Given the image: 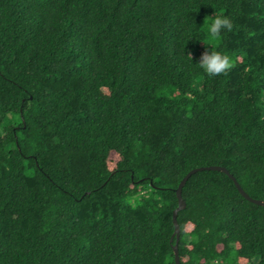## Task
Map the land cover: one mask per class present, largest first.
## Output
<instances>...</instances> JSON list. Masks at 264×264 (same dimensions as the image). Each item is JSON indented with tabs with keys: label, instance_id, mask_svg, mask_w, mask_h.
Returning a JSON list of instances; mask_svg holds the SVG:
<instances>
[{
	"label": "trees",
	"instance_id": "trees-1",
	"mask_svg": "<svg viewBox=\"0 0 264 264\" xmlns=\"http://www.w3.org/2000/svg\"><path fill=\"white\" fill-rule=\"evenodd\" d=\"M222 11L209 77L190 30ZM185 54V55H184ZM264 0H0V264H264Z\"/></svg>",
	"mask_w": 264,
	"mask_h": 264
},
{
	"label": "clouds",
	"instance_id": "clouds-1",
	"mask_svg": "<svg viewBox=\"0 0 264 264\" xmlns=\"http://www.w3.org/2000/svg\"><path fill=\"white\" fill-rule=\"evenodd\" d=\"M233 28L232 21L222 11L215 12L211 16H205L202 21V26L190 30V40L195 38L199 32L206 33L202 37L203 44L206 46L201 53L197 63L192 62L191 55H185L189 62L198 67L203 73L209 77H214L227 71L233 66L232 59L227 52L218 50L220 38L224 32L231 31Z\"/></svg>",
	"mask_w": 264,
	"mask_h": 264
},
{
	"label": "water",
	"instance_id": "water-1",
	"mask_svg": "<svg viewBox=\"0 0 264 264\" xmlns=\"http://www.w3.org/2000/svg\"><path fill=\"white\" fill-rule=\"evenodd\" d=\"M216 170V171H221V172H224L226 173L234 182L235 186L237 187L238 191L240 192V194L245 197L248 201L250 202H253L255 204H258V205H261V206H264V201L263 200H257V199H253L252 197H250L243 189L242 187L239 185V183L236 181V179L228 173V171L223 168V167H218V166H210V167H206V168H200V169H195V170H192L190 171L181 181V183L179 184L178 188L176 189V195H177V198H178V207L177 209L174 211V214H173V222H174V225H175V235H176V238H177V242H178V238H179V227H178V224H177V221H176V215H177V212L184 209L185 207V202L183 201L182 199V188L183 186L185 185L186 181L188 180V178L193 174L195 173L197 170ZM173 251H174V255H175V263L176 264H179V258H178V249H177V245H175L173 247Z\"/></svg>",
	"mask_w": 264,
	"mask_h": 264
}]
</instances>
